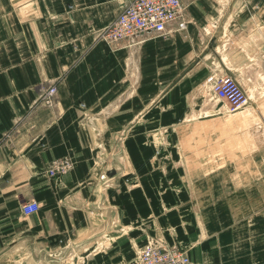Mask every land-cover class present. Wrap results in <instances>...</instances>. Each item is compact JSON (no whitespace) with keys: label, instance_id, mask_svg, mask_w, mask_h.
<instances>
[{"label":"crops","instance_id":"0c3cea01","mask_svg":"<svg viewBox=\"0 0 264 264\" xmlns=\"http://www.w3.org/2000/svg\"><path fill=\"white\" fill-rule=\"evenodd\" d=\"M130 1L0 0V264H138L148 236L193 264H264V141L242 151L237 136L195 133L192 117L212 71L263 68L264 0H182L183 30L99 38ZM164 126L171 143L203 146L150 165ZM63 157L72 168L51 176Z\"/></svg>","mask_w":264,"mask_h":264},{"label":"built area","instance_id":"2783aa9c","mask_svg":"<svg viewBox=\"0 0 264 264\" xmlns=\"http://www.w3.org/2000/svg\"><path fill=\"white\" fill-rule=\"evenodd\" d=\"M190 19L182 0H131L120 14L98 33V37L117 46L120 43L143 42L150 35H169L175 30H183ZM205 87L210 99L225 100L230 109H236L247 101L245 88L237 78L227 72L212 71L205 79ZM57 86L50 84L41 96L44 105L56 103ZM71 158H56L51 161L48 173L51 176L69 172ZM26 214L38 209V203L31 201L23 205ZM138 264H193L189 255L179 246H169L159 238L148 236L144 245L137 251Z\"/></svg>","mask_w":264,"mask_h":264},{"label":"rangeland","instance_id":"374dc122","mask_svg":"<svg viewBox=\"0 0 264 264\" xmlns=\"http://www.w3.org/2000/svg\"><path fill=\"white\" fill-rule=\"evenodd\" d=\"M264 68V65H262ZM261 66L255 67L252 70L248 71L247 74L242 78H237V80L241 83V85L245 88L247 93V101L244 105L236 109H230L228 103L223 101H217L216 99H210V95L208 90L205 87V79L199 81L197 87V93L195 96L196 100L200 104H207V107L197 109V111L193 114V118H199V121L196 125L193 126L194 132L201 134H219L226 137L237 136V139H241L237 144L239 150L245 151L249 149H254L259 145L258 141H264V89L262 87L263 77L261 75L260 70ZM218 104V105H217ZM252 104V106H249ZM214 105H217L216 108H213ZM257 107V109H256ZM263 115V116H262ZM208 119L207 124H202V119ZM188 128L181 126L178 127V132L180 134H186ZM159 132V141L152 143L156 150L157 158L149 159L150 165L154 166L156 163L158 165H169L175 164L174 158H172L171 152L174 154V151H180L183 153V150L192 149V146H196V148H201L203 143L197 142H186L180 141L178 143H171L169 141L168 133L169 128L164 126L161 128ZM249 138L253 139V142H249ZM152 142V141H150ZM231 143V144H230ZM223 143V147L220 148L223 153H226L229 150H233V143ZM208 144V143H206ZM212 144V143H211ZM205 145V143H204ZM219 145V144H218ZM200 146V147H198ZM166 151L165 153H163ZM163 153V154H162ZM224 158L221 160L224 165L228 164L234 168V166H238V168L242 167H250L254 164V160L257 165L262 163L263 159L260 158H249V157H237L234 158L232 156H227L224 154ZM156 162H155V161ZM159 161H161L159 163ZM155 162V163H154ZM182 165L181 162L178 163ZM165 171V168H163ZM167 176V175H165ZM260 177V174H257ZM83 262H72L69 264H82Z\"/></svg>","mask_w":264,"mask_h":264},{"label":"bare ground","instance_id":"6f19581e","mask_svg":"<svg viewBox=\"0 0 264 264\" xmlns=\"http://www.w3.org/2000/svg\"><path fill=\"white\" fill-rule=\"evenodd\" d=\"M259 73H261V75H262V77H263L262 87H263V89H264V70H263V68L260 70ZM250 106H252V105H250ZM256 109H257V107H256ZM262 116H263V115H262Z\"/></svg>","mask_w":264,"mask_h":264}]
</instances>
